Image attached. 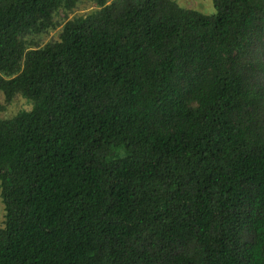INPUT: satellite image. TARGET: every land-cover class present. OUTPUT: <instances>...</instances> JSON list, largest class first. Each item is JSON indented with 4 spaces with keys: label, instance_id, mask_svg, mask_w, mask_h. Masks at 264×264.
Masks as SVG:
<instances>
[{
    "label": "trees",
    "instance_id": "trees-1",
    "mask_svg": "<svg viewBox=\"0 0 264 264\" xmlns=\"http://www.w3.org/2000/svg\"><path fill=\"white\" fill-rule=\"evenodd\" d=\"M80 1L0 0V264H264V0Z\"/></svg>",
    "mask_w": 264,
    "mask_h": 264
},
{
    "label": "rangeland",
    "instance_id": "rangeland-1",
    "mask_svg": "<svg viewBox=\"0 0 264 264\" xmlns=\"http://www.w3.org/2000/svg\"><path fill=\"white\" fill-rule=\"evenodd\" d=\"M111 1L113 0H108V3H110ZM177 1L180 3V5L184 7L195 8L207 14H213L216 12V8L213 0H177ZM98 8H100L99 5L94 1L81 0L80 2H78L77 6L72 11H68L67 14H65L64 11L61 10L59 15L57 16V19L59 22H61V24L55 28L48 29L45 32L39 34L36 39L37 42H39V45H45L51 40L58 39L61 29L67 20L77 15H87ZM0 104L6 105L5 109H0V118L12 117L15 114H17L20 110L31 109L32 107L31 103H29L25 98L22 97H16L12 103L7 104L5 103L4 96L1 92H0ZM4 214H5L4 203L0 196V226L4 225V219H5Z\"/></svg>",
    "mask_w": 264,
    "mask_h": 264
}]
</instances>
